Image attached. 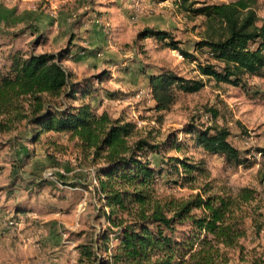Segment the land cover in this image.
<instances>
[{
	"label": "rangeland",
	"instance_id": "rangeland-1",
	"mask_svg": "<svg viewBox=\"0 0 264 264\" xmlns=\"http://www.w3.org/2000/svg\"><path fill=\"white\" fill-rule=\"evenodd\" d=\"M179 1L0 0V69L10 49L57 52L72 37L69 45L77 58L63 64L77 79L91 78L96 92L90 101L98 112L134 122L136 136L149 135L156 142L172 136L185 144L187 155L204 162L215 191L248 186L264 193V158L257 151L264 148L263 77L244 74L245 87H238L203 76L199 91L178 92L167 111L153 109L149 74L169 70L186 78L200 76L195 61L163 42H134L138 31L165 30L197 61L216 62L207 49L197 47L204 37L203 17H192ZM190 1L199 6L235 0ZM255 10L264 17V0H256ZM187 124L227 128L228 141L247 165L229 166L222 156L203 151L192 135L184 134ZM27 138L23 125L0 133V264H77L76 244L106 225L93 192L95 166L66 135L43 133L36 143ZM184 150H162L150 158L157 167L166 155L180 156ZM172 179L176 177L168 173L157 178L161 196L185 199L193 192ZM41 180L53 185L39 189L36 182ZM74 183L87 189L71 187ZM17 203L28 205L30 212L16 215ZM10 218L15 225L9 229L5 220ZM244 226L246 235L239 247L228 249L226 264H258L264 255V230L256 233L249 218Z\"/></svg>",
	"mask_w": 264,
	"mask_h": 264
},
{
	"label": "trees",
	"instance_id": "trees-1",
	"mask_svg": "<svg viewBox=\"0 0 264 264\" xmlns=\"http://www.w3.org/2000/svg\"><path fill=\"white\" fill-rule=\"evenodd\" d=\"M179 5L192 17H203L204 37L197 47L207 49L216 62L197 61L165 30L138 31L134 42L146 38L163 42L195 61L200 76L186 78L169 70L149 74L154 111H167L178 92L199 91L203 76L238 87H245L244 74L264 78V17L257 15L256 0L199 6L180 0ZM71 39L57 52L9 50L0 69V133L23 125L30 143L38 142L43 133L66 135L95 166L93 192L106 225L76 244L77 264H226L228 249L239 247L246 235V219L256 233L264 230V193L248 186L215 191L204 162L187 155L185 144L172 136L165 142L136 136L134 122L98 112L90 101L96 92L91 78L77 79L63 64L77 58ZM183 131L229 166L247 165V158L228 141L227 128L187 124ZM171 148L184 152L166 155L154 166L150 155ZM257 151L264 158V148ZM163 173L193 192L185 199L161 196L156 181ZM36 184L39 189L53 185L45 180ZM74 184L71 187L87 189ZM258 264H264V255Z\"/></svg>",
	"mask_w": 264,
	"mask_h": 264
},
{
	"label": "crops",
	"instance_id": "crops-1",
	"mask_svg": "<svg viewBox=\"0 0 264 264\" xmlns=\"http://www.w3.org/2000/svg\"><path fill=\"white\" fill-rule=\"evenodd\" d=\"M66 62H68V61H66ZM65 66H66V64H65ZM66 67H68V66H66ZM72 70V69H71ZM73 72H74V70H72ZM17 204L19 205V206H17ZM17 204H15V214L16 215H20V214H28L30 211H29V206L28 205H24V206H21L19 203H17ZM18 207H20V208H22V209H25L26 210V212H21V211H18L17 209H18Z\"/></svg>",
	"mask_w": 264,
	"mask_h": 264
},
{
	"label": "built area",
	"instance_id": "built-area-1",
	"mask_svg": "<svg viewBox=\"0 0 264 264\" xmlns=\"http://www.w3.org/2000/svg\"><path fill=\"white\" fill-rule=\"evenodd\" d=\"M94 182H95V180H94ZM15 225V221H14V219L13 218H10V219H8V220H5V226L7 227V228H12L13 226Z\"/></svg>",
	"mask_w": 264,
	"mask_h": 264
}]
</instances>
